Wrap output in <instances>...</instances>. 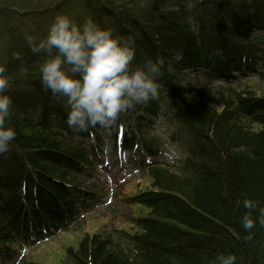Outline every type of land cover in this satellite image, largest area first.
<instances>
[{"label":"trees","instance_id":"obj_1","mask_svg":"<svg viewBox=\"0 0 264 264\" xmlns=\"http://www.w3.org/2000/svg\"><path fill=\"white\" fill-rule=\"evenodd\" d=\"M31 5L0 0V64L14 102L7 123L17 132L0 154V264H212L228 253L235 264H264V226L257 222L248 240L241 222L264 207V0ZM61 14L78 24L92 18L137 43L134 66L163 60L158 98L108 128L69 129L66 99L41 83L46 54L24 39L46 36ZM239 145L253 156L233 152ZM170 152L176 161L160 160ZM108 158L113 167L136 163V178L147 182L129 196L124 184L117 188V200L140 210L127 216L128 226L91 229L87 215L104 208L108 191L92 178ZM245 198L258 206L246 209ZM56 237L53 261L24 251Z\"/></svg>","mask_w":264,"mask_h":264},{"label":"clouds","instance_id":"obj_2","mask_svg":"<svg viewBox=\"0 0 264 264\" xmlns=\"http://www.w3.org/2000/svg\"><path fill=\"white\" fill-rule=\"evenodd\" d=\"M25 41L33 53H45L40 65V78L44 89L57 98H65L68 108L66 124L75 132H84L89 127L108 128L118 117L138 104H147L158 98L164 87L160 81L163 60L147 59L134 66L135 48L130 42L114 35L110 28H102L92 18L78 24L65 14L57 15L50 24L47 35L37 38L25 33ZM15 59L21 53L14 52ZM6 67L0 64V154L11 149L17 136L7 121L13 115V99L7 94L11 86ZM168 71H172L171 67ZM233 152L253 153L239 145ZM246 209L258 206V201L243 200ZM241 222L252 239L251 230L257 222L264 226V207L259 216L245 214ZM233 253L218 255L212 264H235Z\"/></svg>","mask_w":264,"mask_h":264},{"label":"rangeland","instance_id":"obj_3","mask_svg":"<svg viewBox=\"0 0 264 264\" xmlns=\"http://www.w3.org/2000/svg\"><path fill=\"white\" fill-rule=\"evenodd\" d=\"M57 0H32V5L34 8L37 7V9H42L46 7V5L51 6L52 4L56 3ZM21 22L25 25L26 23V18H21ZM5 24H10L9 21H5ZM19 27H22L20 25H17ZM3 32V26H0V34ZM169 154L173 155L172 152ZM175 156V155H173ZM168 156H162V160L167 159ZM109 159V158H108ZM106 159V163L102 164V173H101V180H103V184H105V190L106 191L105 195L101 197L103 203L107 206L104 205V208L100 209L97 208L94 211H91L89 215H87V225L91 227V229H98L101 228V225L106 224L105 228L108 229L110 226L116 224L118 227H126L128 226V222L125 221L127 216L130 213H138V207L137 206H131L130 208L127 207L126 204L122 200H117L118 197H116V193H118L117 186L122 182H124L125 186V194L126 195H131L134 194L138 191L139 188L143 187L144 184L147 182L146 178L140 177L136 178L139 176V172L137 173L136 170V163L130 162L127 166H119L116 169H110V159ZM120 187V186H119ZM120 193V192H119ZM115 194V196H114ZM121 196H124V194H121ZM113 204L115 207L112 209L113 213L108 209L109 206ZM102 206V205H100ZM98 206V207H100ZM57 240L53 241H45L41 244H39L38 247L35 249H32L31 252L28 250L24 249L25 253L28 254L29 257H31L33 260L36 259H41V260H50L54 259V254H55V249L59 245L60 237H56ZM50 243H55V245L50 246ZM53 261V260H50Z\"/></svg>","mask_w":264,"mask_h":264},{"label":"bare ground","instance_id":"obj_4","mask_svg":"<svg viewBox=\"0 0 264 264\" xmlns=\"http://www.w3.org/2000/svg\"><path fill=\"white\" fill-rule=\"evenodd\" d=\"M198 38V37H197ZM199 39V38H198ZM201 39H202V36H201ZM194 41H196V39L194 40ZM138 44L137 43H134L133 45H132V47H136ZM198 50L200 51V48H198ZM219 59H221V60H223L222 58H218V60ZM139 153V152H138ZM137 153V154H138ZM175 159H178V157H175V156H172V157H170V159L169 160H166L168 163H172L173 161H176ZM164 162V161H163ZM96 169H98V172H96V176H93V178H92V180H101V169H99V168H97L96 167ZM91 182V181H90ZM54 212H52V213H55V211H56V207L54 208V210H53ZM56 214L59 216V213H58V211H56Z\"/></svg>","mask_w":264,"mask_h":264}]
</instances>
